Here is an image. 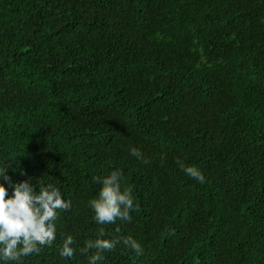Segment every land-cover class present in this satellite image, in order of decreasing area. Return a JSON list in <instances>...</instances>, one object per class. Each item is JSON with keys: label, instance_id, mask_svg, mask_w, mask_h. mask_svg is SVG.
<instances>
[{"label": "trees", "instance_id": "16d2710c", "mask_svg": "<svg viewBox=\"0 0 264 264\" xmlns=\"http://www.w3.org/2000/svg\"><path fill=\"white\" fill-rule=\"evenodd\" d=\"M5 166L70 201L23 264H88L99 227L142 253L98 264H264V0H0ZM116 169L137 207L97 225L93 177Z\"/></svg>", "mask_w": 264, "mask_h": 264}, {"label": "clouds", "instance_id": "9594fccd", "mask_svg": "<svg viewBox=\"0 0 264 264\" xmlns=\"http://www.w3.org/2000/svg\"><path fill=\"white\" fill-rule=\"evenodd\" d=\"M129 153L143 159L141 151L130 147ZM183 171L199 183L205 182V177L195 166L181 165ZM10 167H0V264H23V258L41 252L42 247L51 246L57 239L56 220L58 210L68 209L70 201L63 198L61 190L51 183L34 186L31 176L15 168L13 173L25 177L15 181L9 175ZM122 173L119 169L111 171L106 176H95L93 179L100 185L95 198L88 201L93 212V220L97 225L114 224L117 220L128 222L132 219L130 213L137 205L134 204L131 187H122ZM119 231V229H117ZM104 227H99L95 239H88L80 251L87 254L89 249H95L87 256L88 264H98L103 259L101 253L112 250L116 244L123 243L137 255L142 253L140 244L131 236L121 240L103 238ZM72 235H65L58 248L61 258L74 257L76 248Z\"/></svg>", "mask_w": 264, "mask_h": 264}]
</instances>
